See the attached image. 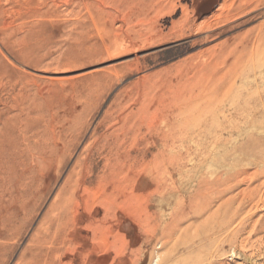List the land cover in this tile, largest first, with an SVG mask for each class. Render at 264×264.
I'll use <instances>...</instances> for the list:
<instances>
[{"label":"rangeland","instance_id":"374dc122","mask_svg":"<svg viewBox=\"0 0 264 264\" xmlns=\"http://www.w3.org/2000/svg\"><path fill=\"white\" fill-rule=\"evenodd\" d=\"M263 152L264 0H0V264H264Z\"/></svg>","mask_w":264,"mask_h":264},{"label":"bare ground","instance_id":"6f19581e","mask_svg":"<svg viewBox=\"0 0 264 264\" xmlns=\"http://www.w3.org/2000/svg\"><path fill=\"white\" fill-rule=\"evenodd\" d=\"M179 22L180 21H178L177 23ZM254 162H256V164H259L260 168L263 169L264 168V152L261 153L257 157V160ZM241 171L248 173L247 174L248 176H246L247 177L246 180H244L243 182V186L240 184L242 187H240L239 189L235 187L237 189L236 192H234L233 194L231 193V195H227L225 198L222 197L223 199L220 198L221 201L218 199V201L220 202H218L215 209L210 211L208 216L205 214L207 217L204 218L203 223H205V225L208 224V222L210 223V221H208L207 219L211 217V219H214V225H213L214 229H216L218 232H220L221 230H227L228 234H234V233L237 234L239 237H237V239L235 240V243H236L235 246L236 248L237 247L240 248V250L241 249L246 250V248L248 247L253 248L252 251H254V249L264 250V218L260 219L258 217L260 214L259 215L257 214V209L264 205V186L261 187V184L259 183H256L253 186H250L252 182L250 179V176L253 173H257L258 170L257 171L253 170V172H248L247 169H244V170L242 169ZM240 173L242 172H239V175ZM242 175H245V174L243 173ZM229 177L230 176H228V178ZM228 178H224V179L228 180ZM229 182H232V181H229ZM224 185L225 183L223 184V186ZM227 189H229V187ZM223 194L221 195L223 196ZM252 209H253V212L249 213ZM201 210L203 211V212L201 211L202 215H204L203 213L207 212L208 210V205L207 203L204 202V200L201 206ZM48 228L49 227H45V231L49 230ZM42 236L43 235H39L37 240L40 241L43 238Z\"/></svg>","mask_w":264,"mask_h":264}]
</instances>
